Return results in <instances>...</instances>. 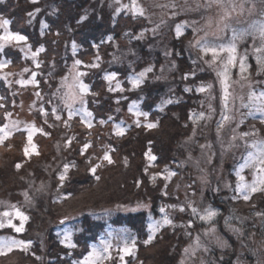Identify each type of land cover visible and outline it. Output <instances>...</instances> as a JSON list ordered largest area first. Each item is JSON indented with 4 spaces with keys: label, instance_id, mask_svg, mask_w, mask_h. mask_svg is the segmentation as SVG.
I'll return each mask as SVG.
<instances>
[{
    "label": "rangeland",
    "instance_id": "374dc122",
    "mask_svg": "<svg viewBox=\"0 0 264 264\" xmlns=\"http://www.w3.org/2000/svg\"><path fill=\"white\" fill-rule=\"evenodd\" d=\"M136 2L144 9L142 17L132 18L120 15L112 23L111 13L117 8L122 10V5H128L127 13L133 14L132 0H119V2L117 0H36L35 3L32 0H0V17L10 21L9 28L13 27L28 38L27 42H21L19 45H15L14 42L13 45L5 47L11 50H6V54L3 52L2 59L10 60L11 63L0 69V127L4 124H11L12 121H19L17 125L19 130H14L12 135L15 134L0 144V163L4 164H0V171L5 176L8 175L12 182L14 180L13 188L0 190V201L5 202L0 204V212L10 211L9 206L15 204L25 215L28 212L37 211L35 212L36 218L43 221L38 208L43 205L48 209L52 206L53 196L59 190L63 191L59 188L61 185L59 175L61 170L64 171L65 164L72 165L77 171L65 186L76 187L80 190L78 192L80 194L88 191L84 197H97L102 183L95 185L87 182L89 167L95 166L96 160L102 153L104 155L107 152L110 143H115L111 148L112 155L118 160L119 147L121 145L123 152V146L126 144L124 138L121 143L117 137L113 136L116 134L114 126L120 125L126 130L128 125H137V120L146 126L149 124L148 116L153 118L150 115L154 113L153 111H150L147 117L137 116L134 114L136 109L129 111V105L136 102L139 111L143 113L145 112L143 106L148 108L150 101L156 99L158 93H162L158 100L160 102H154L155 108L160 109L162 103L169 100L167 95L176 87H182L184 90L185 88L191 89L183 81L186 74L191 77L193 73L208 72L211 77L205 85L213 84L210 93L211 101H209V93L198 92L201 94L200 102L203 101V103L200 104L197 113L204 112L207 116L209 102L215 111L211 119L195 122L192 130L185 135L183 145L186 147V153L180 164L182 166L181 183L177 184L173 191L172 204L176 207L167 208L165 211L176 221L188 224L187 216L194 215L192 207H195L199 214L202 201L207 203V192L230 190L232 187L236 189L235 170L239 164L243 163V156L246 155L248 149L242 140L237 139L231 142L232 130L236 129L237 133L252 131L247 127V121L251 117H247L245 122L237 128L240 119L244 118L242 114H245L247 109L240 107L239 99L230 100L229 109L231 111L228 114L233 116V120L217 137V121L221 119L220 85L213 69L201 59L199 49L192 47L190 43L199 36H203L204 31H211L205 27V20L209 16L215 17L217 9L215 7L197 9V5H204L206 0H136ZM172 3H175L176 7L168 6ZM37 8L38 12L35 11ZM29 13H34V16H29ZM81 17H86V19L81 20ZM246 18L247 13L242 17H237L241 21ZM193 21L197 23L193 24ZM41 22L48 27L42 28ZM184 22L187 23L183 34L178 37L175 31L176 25ZM194 27L203 28L204 31L194 33ZM2 31L0 29V33ZM174 40L180 42V47H183L186 58L191 63L184 69H181L179 65L181 59L173 55L175 51L172 42ZM73 42L77 46L75 53ZM252 45V39L248 38L238 45V52L247 53L248 63L251 66L248 75L252 88L260 91L264 90V72L258 73L257 71ZM40 47H43L44 51L37 52ZM33 53H37L35 58H33ZM76 60H81L82 63L74 68ZM93 63H98L99 67H90ZM149 67L152 71L146 74L144 83L139 88L132 89L128 82L129 77ZM76 71L87 73L80 79L89 86V92L83 97L85 103L81 104L76 101L73 108L86 109L92 114L90 118H87L92 125L91 128L82 122V111H78L69 119L68 109L65 106L67 99L65 93L70 90L79 92L78 87L70 88L75 83ZM112 72L116 73V78L109 84L104 77L106 73ZM123 72L127 88L118 78V75ZM33 73H35L36 83L24 86L17 83L18 80H32ZM232 80H239L238 67L232 70ZM117 81L124 90L109 91V87L116 88ZM241 83L244 82L241 81ZM241 83H233L230 91L234 97L243 96L246 102L249 88L246 83L244 87H241ZM199 86L201 85L197 87ZM197 87L194 88L195 91ZM162 98L164 99L161 100ZM53 109H56L55 115ZM6 113H10V116H6ZM56 116L60 119L57 120ZM109 116L112 117L111 120L108 119ZM256 119L259 120V114ZM101 120L105 123L101 124ZM33 125L35 129L43 131L33 132L32 138L38 136L39 144L35 145L37 152L33 151L27 159L22 155L21 147L25 133L28 139V131L25 129ZM244 125L246 126L243 129ZM261 137H264V134H261ZM247 139L250 142L256 137ZM230 142L232 146H229ZM85 143L90 144V147L82 155L80 149ZM201 145L205 147L201 148ZM7 163L11 164V169L15 168L16 173L14 174L17 178L12 177L8 166L4 167ZM17 164L20 165L19 169L16 167ZM242 175L246 181L251 182V169H245ZM80 180L84 183L73 184V181ZM66 181L67 179L62 186ZM125 198L126 200L122 199L124 201L111 205L109 203L101 209H95L91 203L82 199L76 202L71 211H54L53 214L48 215L47 222L44 224L43 221L41 227L35 221L28 234L27 231L24 233L28 239L35 240L39 245L37 252L40 256V263L45 264L52 255L49 254L47 243L50 231L53 236L56 233L61 241L63 232L68 229L72 230V239H75L79 248L75 252V258H79L78 261L83 259L90 250L89 245L99 243L101 238L106 239L108 232H113L114 235L124 233L131 243L133 236L129 229L114 226L110 221L116 216L120 218V221L130 218L134 220L136 227L142 226L144 220L142 215L144 213L145 216V212L150 213L152 200L142 201L139 196L131 199ZM120 205L128 208L138 205H147V207H139L137 211H124L118 208ZM180 207H184L185 210L179 211ZM163 215V213L158 216L150 215L149 223L152 220H162ZM263 219L264 217L258 215L255 224L260 225ZM13 222L19 223L18 220ZM103 223L106 224L105 230L100 231L99 227ZM226 226H228L226 227L227 233L231 238L222 236L216 225L194 231L187 241L167 238L166 241L173 242V246L178 251L175 258L176 264H181V261L184 264H201V261H204V264H264V238H256L250 232L248 234H243L242 231L235 232L232 229L238 227L227 224ZM212 228H215V232L211 231ZM0 231L6 232L0 233V236L14 237L8 234L13 231L10 228L0 229ZM139 235L144 237L145 231L139 228ZM197 237H199L201 247L196 249V254L185 253L186 247H195ZM16 239L22 240L18 237ZM218 239L226 241L227 246L221 248L217 243ZM116 244L117 241L113 240V251L116 250ZM205 248L208 250L205 251ZM64 260L59 263H63ZM20 262L21 258L15 253L0 257V264Z\"/></svg>",
    "mask_w": 264,
    "mask_h": 264
},
{
    "label": "trees",
    "instance_id": "16d2710c",
    "mask_svg": "<svg viewBox=\"0 0 264 264\" xmlns=\"http://www.w3.org/2000/svg\"><path fill=\"white\" fill-rule=\"evenodd\" d=\"M120 15H126L127 17L132 18L142 17L137 14L133 15L127 13V10L123 8L119 12H117V10H113L111 13V22L113 23L120 17ZM9 29L17 31L13 27ZM179 43V41L175 42V40L172 42V47L175 51L173 55L181 59L179 65L182 67L181 69H184L186 66L191 65V63L188 62L183 47H180ZM6 50L11 49L6 48L3 52L5 53ZM3 52L0 53V60H5L2 59ZM19 56H21V54H19ZM9 59H11L10 56ZM210 77L211 76L208 72L197 73L191 77L188 76V78L183 82L190 86L191 92L185 91L182 87H176V89H173L167 95L169 96V100L167 101L171 102H163L161 107H159L160 109L155 108L154 102H160L158 100L162 93H158L156 99L150 101L148 108L143 106L145 109L143 111L146 113L149 114L150 111L154 112L150 113L153 118H149L148 116V123L156 124L157 126L155 128H148L145 125H142V123H139V126L128 125V128L122 136L113 134V136L117 137L121 143L123 140L122 138H124L126 140V144L123 146V152L120 145V152L118 154L119 159L116 160L112 155L111 149L115 143H110L107 153L111 157L112 163H108L107 160L104 161V155L102 153L96 160L95 166L99 165V167H103L104 169L100 170L99 167H96L95 174L91 171L88 172L89 175L87 177V182H91L95 185L102 183V187L96 195L97 197H84V194L88 191L80 194L78 193L80 190L76 187L71 188L65 186L74 174L77 173L75 168L68 164L70 167L67 173V181L64 184L65 187L62 185L59 186V188L63 191L60 192L59 190V192L53 196L54 199L51 203L52 206L48 209L43 205L38 208L44 224L47 222V216L53 214L54 211H71L76 202L81 201L82 199L91 203L95 209H101L105 205H109V203L110 205L119 203L120 201L126 200L125 197H129V199H131L139 196V199L142 201L145 199H151L152 208L150 209L149 214L145 212L144 216L143 213L142 216L144 217V220L142 226L136 227L134 220L130 218L120 221V218L116 216L114 217V220L112 219L110 221V223L114 226H123L129 229L132 236L136 238V256L134 258L130 256L126 257L125 259L127 264H141V262L142 264H176L175 258L178 251L173 246V242L169 243L166 241L167 238H177V240L187 241L194 231L200 230L201 228H207L211 225H216L220 234L225 237L227 236L228 238L231 237L227 233L226 227L228 226H226V224L240 228L243 234H248L250 232L256 238H264V219L261 221L260 225L255 224V221L258 218L257 213H264V193H254L249 201H245L241 197L234 199L233 197L238 194L235 192V188L232 187L230 190H221L219 192L210 190L206 193L207 203L202 201V204L199 206L201 212L199 214L187 216L188 224H184L182 221H176L173 217H170L174 226H164L156 233L155 238L150 244L145 245L143 243L149 235L148 223L150 215L158 216L161 213L159 210L162 206L174 205L172 204V199L174 198L173 191L176 189L177 184L179 185L181 183L180 175H182V166L180 164L186 153V147L183 145L184 138L185 135H187L194 127V122L192 119H189V117L199 111V106L201 104V94L195 91L194 88L198 85H205V82H207ZM118 78L120 81L122 80V83H124L123 86L127 88L128 85L125 80V73L123 72L121 75H118ZM165 89H167V87ZM162 92L164 93V91ZM247 123V127L252 129V125H255L257 128L261 129V134H264V125H261L259 120L251 118L247 121ZM245 126L246 125L242 126V128L244 129ZM38 142V136L32 138V144L38 145ZM22 143L21 153L25 158L29 159L31 154L28 156L24 154V147L28 144L26 133L25 136H23ZM34 151L37 152V147H35ZM146 153H149L156 159L149 160L148 156L145 155ZM125 158H127V162H125ZM10 165L11 164L7 163L4 167L8 166L12 177L17 178L14 174L16 173L15 168L11 169ZM165 168H167L168 171L175 173V175L169 180L164 179V177L168 175ZM89 169H91V167H89ZM62 172L63 171L61 170L60 173ZM97 176L100 177L99 180L96 179ZM153 176H156L155 181L152 179ZM9 179L8 175L5 176L3 172L0 171L1 191L13 188L12 183H14V180L12 182ZM138 181L139 186L137 185ZM75 183H84V181H73V184ZM165 185H167V187H165ZM165 192L167 195L164 194ZM209 207L216 210L217 215L211 222L201 221L200 215L203 214L204 210ZM167 208L170 207H166L165 210ZM35 212L37 211H31L27 214L29 219L24 226V231H27V234L33 227V223L35 221L36 223H39V227L43 225V221L36 218ZM261 216L264 217V215ZM239 218L244 221H241ZM189 222H191V224H189ZM103 224L99 227L100 231L105 230L106 224H104L105 226ZM139 228L140 230L143 229V232L145 231L144 237L139 235ZM24 231L20 234L10 231L8 234L25 241L30 240L31 244L28 247V250L25 252L20 249H14L11 253L0 255V257H7L12 253H15L16 256L21 258V262L18 264H42L40 263V256L37 252L39 245L35 242V240L28 239ZM0 233L6 232L0 231ZM21 236L24 237L22 238ZM229 241L231 242V240ZM73 242L77 245L76 248L69 249L60 243L56 233L53 236L50 231L47 243L49 254L52 255L49 257L48 262H45V264H73V261H78L79 258H75V252L79 250L78 243L75 239ZM171 249L174 250V252ZM112 252V255L116 257V250ZM62 260H64V262L59 263Z\"/></svg>",
    "mask_w": 264,
    "mask_h": 264
},
{
    "label": "snow or ice",
    "instance_id": "6c2138e0",
    "mask_svg": "<svg viewBox=\"0 0 264 264\" xmlns=\"http://www.w3.org/2000/svg\"><path fill=\"white\" fill-rule=\"evenodd\" d=\"M33 3L36 0H32ZM119 2V0H117ZM170 7H176L175 3L168 5ZM122 8H128V5H122ZM200 7H205L211 9L215 7L217 9V15L215 17L209 16L205 20V27L211 29V31H204L203 28H193V32L204 31L203 36H199L195 39L194 42H190L191 46L199 49L201 53V59L204 60L210 68L215 72L217 81L220 85L221 95V109H220V117L221 119L217 121L216 133L217 137L220 136L222 130L233 120V116L229 115V102L230 100L234 101L235 99H239L241 101L240 107L246 108L247 112L242 114L244 118L240 119L237 124V128L240 124L245 122L247 117H251L252 119L257 118V114H259V123L264 125V90L256 91L253 90L252 84L250 82V77L248 75L249 68L251 67L248 63V55L240 54L238 52V45L244 40L251 38L253 41L252 49L253 55L255 57L257 71L258 73L264 72V0H206L204 5H197V9ZM121 9L117 8V12ZM36 12L39 9H35ZM132 12L133 15L139 14L141 16L144 15V9L137 5L136 0H132ZM247 13V18L243 21L237 19V17H242ZM29 16H34V13H29ZM175 15V13H173ZM256 17V18H252ZM86 19V17H81V20ZM235 20V23H233ZM31 21H29L30 23ZM187 22L177 24L176 25V35L179 37L183 34V29ZM197 23L193 21V24ZM10 21L8 19H4L0 17V29H2V33H0V52H3L7 45H19L21 42H27V37L22 35L20 32H13L9 30ZM42 28L47 27L43 22H41ZM214 25V27H213ZM230 33V35H228ZM211 37V38H209ZM111 39V37H109ZM257 42H259V46H257ZM76 44L73 42V52L75 53ZM95 47V45H93ZM44 51L43 47L37 49V52ZM37 53H33V58H35ZM210 56V59L206 57ZM10 60H0V69H3L8 64H10ZM82 63L81 60H76L74 63V68ZM92 68H98V63H93L90 65ZM239 69V80H232V70L234 68ZM27 71V69H25ZM152 68H146L144 71L130 76L128 82L131 84L132 89L139 88L141 84L144 83V78L148 72H151ZM7 75V74H5ZM32 80H18L17 83L22 86L27 85L29 83H36L34 77L35 73L32 74ZM87 75V73L76 71L74 76V85L71 87H78L79 92L69 91L65 93L67 99L65 100V106L68 109L69 119L73 115H75L78 111H82V122L86 123V126L91 128L92 125L88 121L87 118L91 117V113L87 112L86 109L79 110L73 108V104L76 101H79L81 104L85 103L83 97L85 94L89 92V86L83 82L80 78L82 76ZM194 75V73H193ZM188 74L185 75V79H187ZM116 78V73H106L104 79L111 84L113 80ZM66 79V78H65ZM243 81L244 83H241ZM233 83H241V87H244L245 83L247 84L249 91L247 93V101L245 102V98L243 96L234 97L232 91H230L231 85ZM213 89V84L208 83L206 85L202 84L201 86L196 88L197 92L201 93H209V101H211L212 97L210 95L211 90ZM123 91L124 89L121 87L119 81L116 82V88L109 87V91ZM191 89L185 88V91H190ZM37 95H39L37 93ZM171 101H166L165 103H170ZM203 103V101L201 102ZM209 112L207 116L204 112H200L199 114H193L189 117L193 122H197L202 119H211L212 113L215 109L212 107L211 102H209ZM133 109H136L135 115L140 116L143 115L147 117L148 113L140 112L138 109V105L136 102H133L129 105V111L132 112ZM43 112V109H41ZM56 109H53V114L55 115ZM6 116H10V113H6ZM56 119L59 120L60 117L56 116ZM112 119L111 116L108 118ZM67 123V122H65ZM101 124L105 123V121L101 120ZM137 126H139V121H136ZM19 121H12L11 124H4L0 127V144H3L4 141L12 135L14 130H19L17 125ZM156 124H147L148 128H155ZM116 135L122 136L124 135L125 129L120 125H115ZM28 131V144L24 147V154L26 156L30 155L35 150V145L32 144V135L34 131H43L42 129H35V126L27 127L25 129ZM233 135L231 137V142H235L237 139L245 142L247 147V153L243 156V163L239 164V166L235 170V175L237 177V184L235 192L238 194L234 196V199L242 197L245 201H249L254 193H264V137H261V129L257 128L255 125H252V131L250 132H236V129H233ZM47 135V133H45ZM256 137V139H252L250 142L247 138ZM230 142L229 146H232ZM90 147V144L85 143L83 147L80 149L81 154L83 155L85 150ZM205 147L201 145V148ZM148 156L149 160H155L154 156H151L149 153L145 154ZM104 160H107L108 163H112L111 157L105 152L103 156ZM125 162H127V158H125ZM17 169L20 168V165H16ZM69 165H64V171L59 175V180L61 185H63L64 181L67 179V173L69 171ZM96 167L90 169V171L95 174ZM245 169L252 170V180L248 182L245 180V177L242 175V172ZM147 171V170H146ZM165 171L168 172V175L164 177L165 180L171 179L172 176L175 175L174 172L168 171L165 168ZM159 175V174H157ZM97 180L100 179L99 176L96 177ZM153 181H155L156 176L152 177ZM139 186V181L137 182ZM167 187V185H165ZM167 195V193H164ZM70 195V194H69ZM26 199H28L27 193H25ZM4 201H0V204H4ZM191 207V205H189ZM10 211L0 212V229L10 228L16 233H21L25 230V223L28 221L29 217L25 215L23 211L20 210L15 204L10 205ZM139 207H147V205H138L134 208H128L126 206L120 205L118 208H121L124 211H137ZM175 208V205H166L160 208V212L163 213L162 220H152L148 225L149 235L146 240L143 241L145 245L150 244L155 235L161 228L164 226H174L172 219L166 213L165 208ZM184 207H180L179 211L183 212ZM192 213L197 214V209L192 207ZM107 211V210H106ZM217 215V211L212 208H207L204 210L203 214L200 215V220L204 222H211L214 217ZM257 215H264V213H257ZM151 219V216H150ZM14 220H18L19 223H14ZM191 224V222H189ZM235 232H240L239 228L232 229ZM212 232H215V228L211 229ZM207 235V232H205ZM73 232L68 229L65 230L62 234L61 244L69 249L76 248V244L73 242ZM113 240L117 241L116 251L117 256L114 257L112 255L113 251ZM136 238H131V243H129V238L126 234L120 233L114 235L113 232L107 233V238H101L99 243L89 245V251L86 255H84L83 259L79 261H73V264H127L126 257H135L136 256ZM217 243L221 248L227 246L226 241L217 240ZM31 241L18 240L12 236H0V255H6L11 253L14 249H20L22 251H27L30 246ZM201 247L199 242V237L196 238L195 247L189 246L184 249L185 253L191 252L192 255L196 254V249ZM205 251L208 249L205 248ZM142 264V262H141ZM181 264H184L181 261ZM201 264H204V261H201Z\"/></svg>",
    "mask_w": 264,
    "mask_h": 264
}]
</instances>
